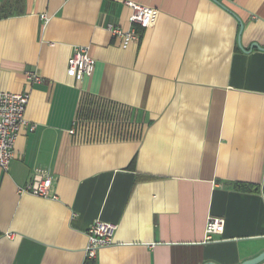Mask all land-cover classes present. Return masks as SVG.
Segmentation results:
<instances>
[{
  "label": "crops",
  "instance_id": "1",
  "mask_svg": "<svg viewBox=\"0 0 264 264\" xmlns=\"http://www.w3.org/2000/svg\"><path fill=\"white\" fill-rule=\"evenodd\" d=\"M124 1L0 0V90L29 93L0 170V264H240L264 251V0H129L155 9L146 28ZM85 46L95 67L75 79L67 60ZM37 170L55 198L19 192ZM211 217L223 230L206 240ZM95 220L116 228L87 258Z\"/></svg>",
  "mask_w": 264,
  "mask_h": 264
},
{
  "label": "built area",
  "instance_id": "2",
  "mask_svg": "<svg viewBox=\"0 0 264 264\" xmlns=\"http://www.w3.org/2000/svg\"><path fill=\"white\" fill-rule=\"evenodd\" d=\"M124 3L131 9L128 20L131 24H137L146 28L155 9L149 6L140 5L133 1L126 0ZM110 31L118 36L128 39H136L137 34L134 28L122 32L118 27H109ZM95 67L94 58L88 53L85 47H74L67 60V73L75 79L89 77ZM26 77L31 82H39L40 78L36 73L27 72ZM29 100L28 92L13 93L0 90V170L8 168L14 154V143L19 130L27 125L25 109ZM29 131L34 130V125L28 126ZM71 133L73 130L70 131ZM51 177L43 170H37L31 180L19 189V192L29 193L42 198H55L50 191ZM116 226L113 223L95 220L87 229V244L85 255L87 258H94L100 248L112 244V238ZM223 230V219L211 217L205 225V239L212 240L215 234H221Z\"/></svg>",
  "mask_w": 264,
  "mask_h": 264
},
{
  "label": "water",
  "instance_id": "3",
  "mask_svg": "<svg viewBox=\"0 0 264 264\" xmlns=\"http://www.w3.org/2000/svg\"><path fill=\"white\" fill-rule=\"evenodd\" d=\"M240 26L242 27V25L240 24ZM255 46L258 47V45L254 44ZM264 260V251H262L261 253H259L257 256L253 257V258H250V259H247L245 261H243L242 263L240 264H257L258 262ZM203 264H215V263H212V262H205Z\"/></svg>",
  "mask_w": 264,
  "mask_h": 264
},
{
  "label": "rangeland",
  "instance_id": "4",
  "mask_svg": "<svg viewBox=\"0 0 264 264\" xmlns=\"http://www.w3.org/2000/svg\"><path fill=\"white\" fill-rule=\"evenodd\" d=\"M129 124H131V122H129ZM132 124H133V127H130V129L135 133V132H137V131H136V127H138V126H136L135 123H134L133 121H132ZM130 129H129V127H128V133H129V134L133 133Z\"/></svg>",
  "mask_w": 264,
  "mask_h": 264
},
{
  "label": "trees",
  "instance_id": "5",
  "mask_svg": "<svg viewBox=\"0 0 264 264\" xmlns=\"http://www.w3.org/2000/svg\"><path fill=\"white\" fill-rule=\"evenodd\" d=\"M83 264H94V262L92 259H88Z\"/></svg>",
  "mask_w": 264,
  "mask_h": 264
}]
</instances>
